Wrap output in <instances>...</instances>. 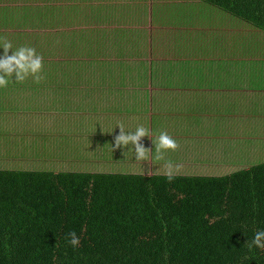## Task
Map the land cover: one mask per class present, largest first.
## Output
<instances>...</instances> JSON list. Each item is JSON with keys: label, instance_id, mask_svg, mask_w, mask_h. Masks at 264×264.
<instances>
[{"label": "crops", "instance_id": "crops-1", "mask_svg": "<svg viewBox=\"0 0 264 264\" xmlns=\"http://www.w3.org/2000/svg\"><path fill=\"white\" fill-rule=\"evenodd\" d=\"M0 37L14 49L35 47L45 75L0 89V134L33 135L39 122L51 134H118L117 123L126 130L143 124L152 134H178L170 153L178 167L243 170L264 156L253 146L264 141V32L215 7L199 0H0ZM195 136L218 152L202 157ZM223 141L228 155L226 144L218 149Z\"/></svg>", "mask_w": 264, "mask_h": 264}, {"label": "trees", "instance_id": "trees-1", "mask_svg": "<svg viewBox=\"0 0 264 264\" xmlns=\"http://www.w3.org/2000/svg\"><path fill=\"white\" fill-rule=\"evenodd\" d=\"M199 1L264 32V0ZM258 229L264 163L171 183L0 169V264H264V251L246 244ZM71 231L81 239L75 249Z\"/></svg>", "mask_w": 264, "mask_h": 264}, {"label": "rangeland", "instance_id": "rangeland-1", "mask_svg": "<svg viewBox=\"0 0 264 264\" xmlns=\"http://www.w3.org/2000/svg\"><path fill=\"white\" fill-rule=\"evenodd\" d=\"M12 109L17 110L18 107H14ZM43 118L47 119V116L43 115ZM88 119L90 120V124L96 122V119L92 118V115H90ZM74 120L75 122H72V127L75 129L77 125L74 124H76L77 122L75 118ZM262 123L263 124L260 126V129L264 131V122ZM39 125V132H36L37 136L35 137L32 134H15L12 132L8 133L10 135L7 136H5L4 134H0V158L3 156V159L0 160V169H30V171L111 173L147 176L152 174L166 175L164 170L162 169L163 166H159L161 165L159 164L160 161L153 160L151 158V155L147 160H137L135 159L134 151L131 150V146H129L128 149L125 147H114L112 149L111 144H114L115 136L119 133L108 134L106 132H102L101 134H70L71 132H69L67 128H64L65 134H51L54 128L50 129L49 127H46L47 125L45 123L42 122H39ZM81 127V131H84L85 125ZM88 127L89 126L87 125L86 133L90 129ZM243 128V131L248 130L245 125ZM22 132L23 131L19 133ZM151 135L152 136L150 137H153L152 139H149V137H144L142 138L141 143L145 148L149 149L150 152H154L155 145L153 141L156 139L158 134ZM169 135L172 136L179 144V141L176 139V135L178 134ZM247 136V134H242V141L246 140ZM195 140L199 141V144L204 145L199 150L200 154H202V157L207 154L211 155L214 152H218V150H216L215 148H212L208 144L203 143V141L199 140L198 137H196ZM193 143L196 142L193 141ZM260 143L261 145L258 146L254 142L253 146L258 151L260 149L261 151H264V141H261ZM225 144L227 147L224 148L225 150L223 152L228 155L230 153V143H226V141H223L222 143L218 144V149L223 148L222 145ZM240 145L241 143L238 145L239 149L241 148ZM249 146L250 144L246 147ZM170 153H172V151H169L166 154V159H170V157L172 156V154ZM259 157L260 154L258 155V160H260V162H253L251 163L250 167L255 166L259 163H264V156L260 158ZM233 166L236 167L235 165ZM233 166H230V169H228L227 171H223L221 170L222 167L219 165V170L217 169L212 171V167H206L204 170V168H200L201 166L194 169L191 168L192 166L189 167V164L180 165L178 168L182 170H177L178 172H176L175 175L222 176L231 174L235 171H239L237 170V168L239 169L242 167L237 166L236 168H233ZM203 172H214L216 174H205Z\"/></svg>", "mask_w": 264, "mask_h": 264}, {"label": "clouds", "instance_id": "clouds-1", "mask_svg": "<svg viewBox=\"0 0 264 264\" xmlns=\"http://www.w3.org/2000/svg\"><path fill=\"white\" fill-rule=\"evenodd\" d=\"M0 48L3 49L0 53V89L6 88L10 82L20 83L29 77L33 78L36 83L45 79L44 57L37 52L35 47L25 45L14 49L10 40L0 37ZM117 126L120 132L115 136L114 144H111L112 149L114 147L128 149L131 146L137 160H147L151 155L153 160L164 162L163 168L168 182L171 183L175 179L178 165L173 160L166 159V154L169 151H176L179 144L167 131L159 132L153 141L154 152H150L141 143L142 138L151 136L152 130L149 127L141 124L134 130H126L123 123H117L115 127ZM67 242L75 249L80 246L81 239L76 231H71L67 234ZM246 244L249 251L253 248L264 251V229H258Z\"/></svg>", "mask_w": 264, "mask_h": 264}]
</instances>
